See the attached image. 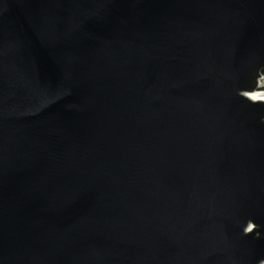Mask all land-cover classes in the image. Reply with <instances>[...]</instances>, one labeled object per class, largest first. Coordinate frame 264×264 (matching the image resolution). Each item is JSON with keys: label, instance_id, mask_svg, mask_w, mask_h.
<instances>
[{"label": "water", "instance_id": "95a60500", "mask_svg": "<svg viewBox=\"0 0 264 264\" xmlns=\"http://www.w3.org/2000/svg\"><path fill=\"white\" fill-rule=\"evenodd\" d=\"M262 79L264 0H0V264H264Z\"/></svg>", "mask_w": 264, "mask_h": 264}, {"label": "bare ground", "instance_id": "6f19581e", "mask_svg": "<svg viewBox=\"0 0 264 264\" xmlns=\"http://www.w3.org/2000/svg\"><path fill=\"white\" fill-rule=\"evenodd\" d=\"M251 100L264 102V79L257 83L256 92L249 95Z\"/></svg>", "mask_w": 264, "mask_h": 264}]
</instances>
